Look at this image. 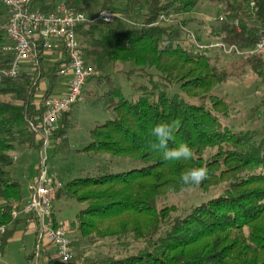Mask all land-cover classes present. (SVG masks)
I'll list each match as a JSON object with an SVG mask.
<instances>
[{"label":"trees","instance_id":"16d2710c","mask_svg":"<svg viewBox=\"0 0 264 264\" xmlns=\"http://www.w3.org/2000/svg\"><path fill=\"white\" fill-rule=\"evenodd\" d=\"M200 2L30 1L29 8L34 11L50 14L63 3L92 20L76 29L85 66L95 72L82 94L111 117L89 131V142L79 152L127 161L126 165L109 161L78 172L65 182L58 177L62 188L51 204L53 224L61 225L55 220L53 205L57 201L82 205L68 227L74 261L264 264V129L234 131L223 124L228 105L212 90L226 80L227 72L219 69L217 57L211 58L213 44L188 32L190 20L184 18ZM251 2L257 9L254 14L249 9ZM103 12L116 17L104 23L97 19ZM221 16L223 21L209 36L212 41L241 51L253 49L258 30H264V0H227ZM5 18L6 11L0 6V23ZM9 45L0 31V71L13 62L12 53L4 50ZM49 53H56V59ZM240 59L252 74L264 80V52ZM67 61L62 46L49 52L39 50L35 60L21 66L15 79L0 80V224H10L11 209L25 204L23 177L16 176L9 153L20 149L39 152L42 140L34 129L40 127L43 102L53 96L63 80L57 72ZM125 67L127 71L122 70ZM117 75L129 82L127 94L115 81ZM132 77L142 81H131ZM92 81L91 92L86 87ZM75 106L60 117L49 139L54 155L67 146ZM158 123H174L169 147L189 145L192 159L167 162L162 152L150 149V143L155 142L151 130ZM202 166L209 171L208 179L198 186H184L181 174ZM34 172L36 177V167ZM193 188L205 194L218 188L221 192L209 194L181 215L173 216L177 211L174 207H158L161 197L168 193ZM13 231L7 230L2 245ZM106 241L115 246L113 252L109 248L105 254L85 258L92 247ZM132 244L138 246L134 253L128 250ZM46 247L50 246L42 245L40 250ZM34 257L35 251L27 263ZM47 264H58V260L48 258Z\"/></svg>","mask_w":264,"mask_h":264},{"label":"rangeland","instance_id":"374dc122","mask_svg":"<svg viewBox=\"0 0 264 264\" xmlns=\"http://www.w3.org/2000/svg\"><path fill=\"white\" fill-rule=\"evenodd\" d=\"M227 0H201L196 9L189 15L184 16L190 22L187 25L188 32H192L200 36L203 41H209L216 45V41H212L209 37L211 31L220 22L223 17L222 10ZM95 8V6H93ZM211 58H218L219 69L227 72L226 80L217 85L213 90V94L222 98L228 105L227 116L222 118V122L228 128L234 131L250 130L261 132L264 129V80L257 78L245 66L243 60L237 57L225 56L219 49L212 48ZM121 69V68H120ZM127 71L128 68L122 69ZM131 81L141 82L135 77ZM115 81L124 88L127 94V86L129 82L124 77L117 75ZM65 80L61 81L63 84ZM94 81H92L86 90L94 91ZM56 93V92H54ZM110 114L101 110L99 107L92 105L84 99L83 102L77 104L70 115L71 125L67 130V146L61 147L58 153L54 155L52 148L46 149L48 157L47 167L51 175L58 177L63 181H67L77 175L78 172L90 170L99 165H106L109 161L112 164L121 162L120 165H126V160L110 159L106 155H92L80 153L79 150L86 146L89 142V131L97 124L104 123L110 119ZM16 165V173L19 177H23L22 192L24 201L28 202L30 198V186L34 182V167L38 170L39 155L37 152L20 149L17 153H9ZM221 188L205 194L203 191L193 188L181 193H168L161 197L158 207H174L177 209L175 215H181L192 207L200 204L203 199L210 196L209 194L218 195ZM54 201V198H53ZM25 202V203H26ZM56 223L65 227H69L74 223L75 216L82 208L75 202H68L64 199L57 201L53 205ZM14 228H13V227ZM15 224L8 226V230H14L8 240L2 245L0 264H28L27 258L35 251V257L30 264H37L36 238L34 233L29 229H24L23 225L15 228ZM111 242H99L97 246L92 247L91 251L86 253L85 258H90L98 253H107L109 248H113ZM138 246L132 244L128 250L134 253ZM56 258V255H55ZM40 264V263H38Z\"/></svg>","mask_w":264,"mask_h":264},{"label":"built area","instance_id":"2783aa9c","mask_svg":"<svg viewBox=\"0 0 264 264\" xmlns=\"http://www.w3.org/2000/svg\"><path fill=\"white\" fill-rule=\"evenodd\" d=\"M31 0H0V6L6 11L5 20L0 23V31L7 37L10 45L4 48L12 53L13 62L6 70L0 71L2 78L15 79L23 64L35 60L39 50L49 52L62 46L67 54V64L58 72L60 78H68L67 89L62 96H51L43 102V114L39 129H34L42 140L38 152V174L30 186V198L21 207H13L10 211V224H0V259L2 238L8 226L17 220H22L25 227L31 230L36 238V250L42 245H48L55 250L58 264H81L74 261L68 228L54 225L52 222V201L55 193L62 188L47 167L49 139L56 129L60 117L68 113L74 105L83 102V88L86 82L95 76V72L87 68L83 53L79 46L76 29L87 25L92 20L85 13L60 3L50 14H44L29 8ZM251 14L256 12L254 3L249 4ZM110 12L97 16L99 21L109 23L115 19ZM223 21V17L220 18ZM237 26V22L234 23ZM257 41L253 49L241 51L235 46L222 43L212 45L224 55H235L239 58H252L264 52V46H259L264 39V30L259 29ZM3 213V211H2Z\"/></svg>","mask_w":264,"mask_h":264},{"label":"clouds","instance_id":"9594fccd","mask_svg":"<svg viewBox=\"0 0 264 264\" xmlns=\"http://www.w3.org/2000/svg\"><path fill=\"white\" fill-rule=\"evenodd\" d=\"M259 46H264V39ZM175 126L174 123H158L151 133L155 137V142L150 143V149L162 152V159L167 162L190 160L193 151L189 145L181 143L177 147L170 148L169 141L173 139ZM209 171L206 167H195L184 171L181 174V182L186 187L198 186L208 179Z\"/></svg>","mask_w":264,"mask_h":264},{"label":"crops","instance_id":"0c3cea01","mask_svg":"<svg viewBox=\"0 0 264 264\" xmlns=\"http://www.w3.org/2000/svg\"><path fill=\"white\" fill-rule=\"evenodd\" d=\"M52 59H56V53H49L48 54ZM63 80H65V82L63 84H60L59 87L56 89V93L53 94V96H62L65 94L66 89H67V84H68V78L65 77L63 78ZM26 201H24L25 203ZM23 225L24 229L27 230V228L25 227L23 221L21 220L19 225H15V226H20ZM13 227V226H12ZM15 227V228H17ZM14 228V227H13ZM37 257H38V263L40 264H47L48 262V258H55V250L52 247H46V249L44 250H40L37 252ZM37 263V264H38Z\"/></svg>","mask_w":264,"mask_h":264}]
</instances>
